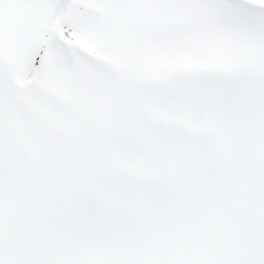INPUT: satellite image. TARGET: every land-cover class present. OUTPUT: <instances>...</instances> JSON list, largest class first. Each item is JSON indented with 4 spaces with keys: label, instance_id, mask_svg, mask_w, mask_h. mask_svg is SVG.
Listing matches in <instances>:
<instances>
[{
    "label": "rangeland",
    "instance_id": "374dc122",
    "mask_svg": "<svg viewBox=\"0 0 264 264\" xmlns=\"http://www.w3.org/2000/svg\"><path fill=\"white\" fill-rule=\"evenodd\" d=\"M178 1L161 28L178 44L176 64L161 77L142 69L145 98L126 86L136 83L127 66L82 43L98 0H77L86 13L64 37L100 63L78 51L80 63L50 61V49L12 102L30 71L15 79L0 61V250L33 232L26 243L38 264L264 260V0H245L258 10L210 0L208 14ZM104 67L114 81L122 72L117 90L84 117L73 84ZM172 77L193 92L189 109L171 116L150 98ZM117 92L135 98L126 104ZM108 103L126 118H108Z\"/></svg>",
    "mask_w": 264,
    "mask_h": 264
},
{
    "label": "bare ground",
    "instance_id": "6f19581e",
    "mask_svg": "<svg viewBox=\"0 0 264 264\" xmlns=\"http://www.w3.org/2000/svg\"><path fill=\"white\" fill-rule=\"evenodd\" d=\"M66 1L68 3L76 2L73 4H77V0L2 1L0 6V14L2 15L0 17V61H4L11 68L15 79L19 75L22 76L25 72L30 71L25 79L16 81L17 84L10 97V101L14 102L18 95H20V91H22V88H20L21 82L26 79L29 81L32 74L39 73L36 72V69L42 67L50 49L54 48L50 61L56 55L58 57L65 56V59H71L80 63V57L76 54V51H78L81 54L83 53V55L85 54L88 58H92L91 60L96 64L100 63V58L97 54H91L89 53L91 50L65 39L64 34L66 36L69 33L68 29H70L66 24L69 21L74 22L75 17H80L86 13L83 9L84 5L83 7L70 9L68 7L69 4L65 3ZM98 1L102 2V7H94L93 19L90 22L92 24L88 27L87 36L86 38L84 37L85 39L82 43L86 44L85 42L87 41L91 42L93 49H97V51L107 57L104 59L111 62L116 61L121 66H127V69L134 73L130 79H135L136 83H126V86L132 87L134 90L133 93L136 96L145 98L144 93L152 87L140 76L144 72L142 69L147 66L155 67L158 70L155 76L161 77L164 73L170 72L171 68H174L173 66L176 64L175 55L178 50V44L175 45L171 41L173 36L170 35L168 37V33L164 41V34L161 28L162 22L164 21V14H173L176 11V6L177 10H179L184 5L177 3L180 2L178 0ZM191 1H186L185 4L191 8L197 6L201 9L200 12L208 14V2L210 0ZM213 3L217 4L219 2L218 0H213ZM74 12H76V16H74ZM40 17L45 21L42 24L39 22ZM215 21H218V19ZM225 27L227 26L225 25ZM228 38L231 44L235 42L231 34L228 35ZM228 46L231 47L230 44H225L223 48ZM57 47L60 49H57ZM111 62L107 64L109 67L106 70H109L111 67ZM0 63L2 65L3 62ZM87 65L90 64L87 63ZM8 66L5 68L8 69ZM91 66L93 67V65ZM122 71H124L123 78L129 76L126 70ZM78 72H82L81 67L77 68ZM105 72L104 67V70L96 69V73H90L85 79L76 77L78 81L73 86H78L76 96H79L77 103H79V109L81 110L78 113L84 115V117H86V113L90 115V111H94L95 114L96 109H98L97 113L99 111L102 113L99 104L106 103V91H110L109 93H111L117 90L116 81L120 79V73L122 72L119 71L120 73L117 75L118 78L116 81L113 79L114 76H106ZM5 76V71H2L0 67V77ZM158 88L162 89V96L153 94L150 101L152 100V105H156L159 113H168V115L171 114L172 116L176 114L177 109H179L178 113H183L184 110L189 109V106H191L192 96L190 93L193 92V89H191L188 83L185 84L181 80H178L177 77H172L159 85ZM112 94L115 93L112 92ZM117 94L120 95L119 99L126 104L135 98V95L129 93L127 95L117 92ZM182 103L185 104H183V107H180ZM108 104V118L116 121L124 118V116L126 118V114L123 115L121 111L117 112V109L111 107L110 103ZM205 117H208V111ZM18 228L15 230V235H17ZM27 236V233L18 234V240L11 244V248L0 250V264H38L34 258H31L32 252L27 249L28 243H26L27 239L31 240L34 237V233L31 232ZM113 255L116 254L113 253ZM263 259L264 257H261L259 260ZM53 264H60V262ZM71 264L80 263L74 260ZM116 264H130V261L127 258H123L117 260ZM260 264H264V260L260 261Z\"/></svg>",
    "mask_w": 264,
    "mask_h": 264
}]
</instances>
